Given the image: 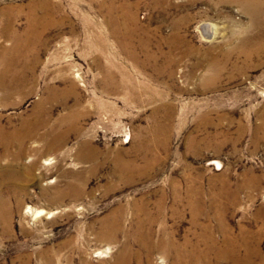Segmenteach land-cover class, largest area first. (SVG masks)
<instances>
[{"label": "rangeland", "instance_id": "374dc122", "mask_svg": "<svg viewBox=\"0 0 264 264\" xmlns=\"http://www.w3.org/2000/svg\"><path fill=\"white\" fill-rule=\"evenodd\" d=\"M39 1L0 0V26L21 32L27 5ZM50 1L71 15L74 35L67 25L52 28L44 34L48 45L21 50L11 49V42L0 37V124L18 125L52 83L60 89L74 80L82 106L91 99L106 104L83 107L82 135L64 126L63 142L50 138L49 147L43 141L40 158L30 155L19 164L0 158V264H137L135 255L143 258L144 247L130 234L134 207L145 203L155 212L161 198L155 239L164 228L178 243L189 240L204 248V240L211 238L220 245L222 212L232 237L245 235L244 247L222 259L211 253L209 264H234L237 259L264 264V49L254 45L264 34V19L253 18L256 25L251 27L252 18L235 0ZM9 7L12 13L3 16ZM19 7L23 10L17 12ZM129 14L138 27L133 41L122 28ZM206 24L213 33L203 30ZM101 34L106 37L102 60L111 61L112 80L122 83L119 69L125 68L134 81L156 90L154 99L137 88L135 101L122 87L103 92L99 66L91 64V57L99 59L91 41ZM142 36L155 56L147 67L130 57L143 59L145 52L138 48ZM41 37L43 41V32ZM241 40L250 41L244 48L251 50L248 58L238 51ZM34 55L38 62L30 71ZM2 60L13 69L27 67L24 77L19 76L25 82L21 92H14L11 71L1 73ZM5 87L11 92L5 93ZM73 103L69 97L68 107ZM66 107L54 105L51 121ZM155 124L161 130L159 145L148 150L151 143L145 139ZM82 138L108 151L105 164L76 154ZM116 157L134 166L118 170ZM187 179L203 191L198 213L188 205ZM172 181L180 184L178 204ZM225 184L228 194L218 195ZM113 215L120 217L123 230L111 240L104 224ZM171 258L155 249L150 264H169Z\"/></svg>", "mask_w": 264, "mask_h": 264}, {"label": "bare ground", "instance_id": "6f19581e", "mask_svg": "<svg viewBox=\"0 0 264 264\" xmlns=\"http://www.w3.org/2000/svg\"><path fill=\"white\" fill-rule=\"evenodd\" d=\"M155 1L157 2L159 0H155ZM235 1L241 4L242 11L246 13L248 16H250L252 20L253 18L264 19V0H235ZM112 2L113 0H111V3ZM11 9L12 8L9 7V9L7 8L3 10V16L6 17L10 15L12 13ZM26 9L27 11L25 15H26L27 24L21 32L13 33L12 32L13 29L11 27L10 29H8L7 25L4 23H2V25L0 26V37L11 42L12 44L11 49L21 50L22 48L25 47H36L42 44L43 47H45L46 45L49 44L47 36L44 37L45 32L52 28H62L65 25H67L68 28L70 29V33L74 35L73 28L75 26V23L72 22L71 15L70 14L68 15L60 4L52 3L50 0H40L38 3L37 2L29 3ZM22 10L23 8L19 7L17 8L16 11L19 12ZM134 18L135 16L133 14L125 15L124 18L122 19L123 27L121 26L124 29V31H126L125 36L129 37L132 41L135 30L138 29ZM254 21L255 20L252 21L251 27L256 25ZM105 22L108 25L107 22H110V20H108L107 18L105 19ZM87 23L88 22L86 21L85 24ZM202 28L204 31L213 33V26L210 24H206V26L203 25ZM41 32H43V41L41 37ZM262 35L264 36V34ZM263 36L257 37L256 41H254L255 43L254 45H256L258 49H264ZM249 42H250L249 40H246L245 42L241 40L239 47L237 46L239 48L238 51L247 58L250 57L251 50L250 49L247 50L244 48L250 45ZM91 43L98 46L97 49H98L99 59H97V56L91 57L92 59L91 64H95L96 66H99V72H100L99 80L101 81V84L103 83V86L101 88H103V92L105 94L116 92L117 90H119L118 89L119 87H122V89L124 88L128 91L126 92L133 101L137 99L136 97L137 95L134 94L135 88H137L138 90H143L148 92L150 99H154L156 97V90L153 87H150L149 84L134 81L132 78H130V75L127 73L125 68L119 69V72H121L123 77V79L120 80V81L123 80L122 83H117L114 80H112V75L110 74V69L108 66V62L109 65H112L110 64L111 61H107L106 59V62L103 63L102 60V58L106 56L105 35L102 34L100 36L96 35L95 40L91 41ZM138 48L140 51L145 52L143 59L141 61L138 60L136 55L134 54H130V57L133 59L135 58L141 67L142 66L147 67L148 63L155 62V56L149 54L147 51L148 44L146 43V40L143 36L139 42ZM4 54H1V57H3ZM37 62H38V57L34 55L31 62L32 64L28 66L30 71H34V67L36 66ZM105 64L107 66H105ZM1 65H2V70H1L2 74L9 75V72L11 71V74L9 76L12 77L11 80L15 85L14 92H21L22 90H20V87L23 86L25 82L21 81L19 76L24 77L22 75V72L23 69H26L27 67L25 66L22 67L21 69H13L12 67H10L11 65L6 64L4 60L1 61ZM113 65H115V63H113ZM138 70L140 72H143L146 69L143 70L138 69ZM46 86H47L45 88L46 94L38 100L33 112L27 117L22 118L18 125L3 126L0 124V158L10 157L11 159H13L12 161L13 163L15 162V164L16 163L19 164V162H22L27 156L30 155H35V156L38 155L37 158H40V155L43 153V141L47 146L50 145V144L48 145L47 143V141H49L50 138H52L53 143H56L58 141H60V143L63 142L64 138L67 135L63 132H60V130L64 126L70 130L75 131L77 135L81 136L83 127H80L81 125H79V122L80 119L87 114L85 112V108H87L86 106H88V108L91 106L92 108L96 109L99 107L104 108V104H106V102L103 103L102 100L96 101L94 99L93 100L91 99L88 102L86 100L85 102L87 103L84 104V106H82L83 104L82 102L84 101L82 100V93H80L79 89L77 88V85L74 83V80H69L68 84L60 89L54 83L47 84ZM3 91L5 93L11 92L10 89H7L6 87L4 88ZM69 97L73 99L74 102L73 103L74 107L72 108H69L67 105V99ZM54 105L55 106L61 105L67 107L65 113L56 115L51 121V115H52L51 112ZM156 125L157 124L154 125L152 130H150L151 133L148 134V136L145 139L149 143H151L148 150L151 148L155 149L159 145L158 135L161 130L159 129V126ZM168 126L169 125L166 124V127ZM43 129L45 130L44 132ZM33 141L40 144V146L31 145L30 143ZM89 144H90L89 139L82 138L76 154H78V156L83 160L96 161L98 158H100L101 161L99 163L105 164L108 157L107 155L108 151L106 149L100 150ZM84 147H88L86 153L83 152ZM36 163L37 160H35V164ZM115 163L118 170H122L125 168L127 169L128 168L127 166H129V168H131V165L134 166V163L132 161L117 160V157ZM209 164L216 165V169L220 168L219 162L217 161H210ZM138 169L139 168H137L136 170ZM184 180L186 181V179ZM187 182L188 184L185 188V193L189 196L188 205L193 211H197V206L198 205L201 206L200 204L201 200L199 198L200 196H203L201 195L203 191L200 190L201 188L199 189L195 184L192 183L193 182L192 179L189 180L187 179ZM171 185L173 188L172 189V195L174 196L173 199L178 204L181 200L180 196H178L180 189L179 181H172ZM225 190H226V184L224 185V187H221V190L218 192V195H223L227 193ZM161 203H162V198L155 204V212H151V210L146 206L145 203H142L134 207L133 214H134L135 222H134V228L132 230L133 233L130 234H132L133 237L136 238L138 242H140L144 247L143 250L144 252L142 251L144 253L143 258H141L140 255H139L140 257H137L135 255V258L138 259L137 264H143L141 263L142 260L145 261V264H150V256L155 249H161L164 254L173 257L171 258L169 264H209L208 257L211 253L215 254V256H218L219 259H222L228 255L233 257L235 256V252L237 250V249L235 250V248L240 247V245L244 247L243 241H245L244 240L245 235L241 233L242 236L240 235L238 238L232 237V234L229 228L227 227L225 221L221 218L222 212H220L219 214V219H220L219 222L221 223V228H222L221 233L223 235V240L221 239L222 244L220 245L217 242H215L214 239L211 238H209L210 242L206 241V239L204 240L205 243H207V246L204 248H201L197 243H191V241L189 240H184V242L178 243L177 241H175L171 231L166 232L164 228L159 232L158 238L155 239L154 237L157 236V231L154 230L153 226L157 221V217L158 216L162 217ZM173 212L176 214V211ZM198 212L199 211H197V213ZM192 217H193V221L197 219L196 212L192 215ZM104 225L106 226V228L110 229L111 231L110 235H108L111 240L115 239L116 233H118V231L123 230V225L121 224L120 217L116 215H113L112 219L105 222ZM124 249H126L128 252L130 251V247L127 245ZM123 256L125 258V255ZM263 259L262 261L264 262ZM234 264H249V260L237 259L236 262L234 261Z\"/></svg>", "mask_w": 264, "mask_h": 264}]
</instances>
